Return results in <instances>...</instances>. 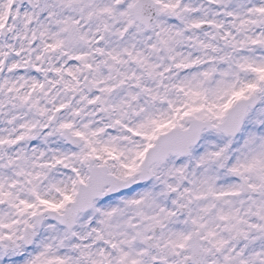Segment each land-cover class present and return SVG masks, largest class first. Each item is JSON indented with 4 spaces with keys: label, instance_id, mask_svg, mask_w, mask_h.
I'll return each instance as SVG.
<instances>
[{
    "label": "snow or ice",
    "instance_id": "6c2138e0",
    "mask_svg": "<svg viewBox=\"0 0 264 264\" xmlns=\"http://www.w3.org/2000/svg\"><path fill=\"white\" fill-rule=\"evenodd\" d=\"M0 264H264V0H0Z\"/></svg>",
    "mask_w": 264,
    "mask_h": 264
}]
</instances>
